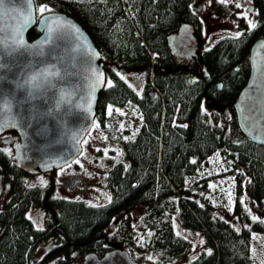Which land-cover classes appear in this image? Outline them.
Returning <instances> with one entry per match:
<instances>
[{
	"label": "trees",
	"instance_id": "obj_1",
	"mask_svg": "<svg viewBox=\"0 0 264 264\" xmlns=\"http://www.w3.org/2000/svg\"><path fill=\"white\" fill-rule=\"evenodd\" d=\"M33 2L67 12L93 38L104 62L105 82L95 104L100 124H105L107 105L127 103L136 107L140 124L120 142L122 158L110 164L105 176L110 198L100 204L54 196L40 185L26 184V173L0 146V177L9 186L0 207V264H48L53 256H58L54 264H78L84 252L101 254L109 244H135L137 260L171 264L188 247V239L173 229L170 213L175 210L183 227L202 231L205 246L178 264H251V235L264 230V224L248 220L237 230L214 215L205 165L217 154L222 172L232 178L235 196L245 194L263 203L264 146L242 134L231 102L248 75L249 46L264 35V0H251L255 27L218 37L200 51L196 73L175 64L166 41L184 20L199 36L201 22L193 0ZM37 34L34 27L27 31L29 39ZM126 71L138 74L137 86L122 76ZM207 101L228 106L230 115L219 121L216 111L204 108ZM199 171L202 178H192L191 186L201 190L200 201L185 186ZM137 203L143 208L140 223L145 229L140 246L128 214L121 216L116 234H104L116 214ZM37 206L44 213L41 226L28 215ZM48 240V250L35 257L38 245Z\"/></svg>",
	"mask_w": 264,
	"mask_h": 264
},
{
	"label": "water",
	"instance_id": "obj_2",
	"mask_svg": "<svg viewBox=\"0 0 264 264\" xmlns=\"http://www.w3.org/2000/svg\"><path fill=\"white\" fill-rule=\"evenodd\" d=\"M31 27L38 34L29 39ZM166 41L173 57L195 56L190 22H180ZM103 66L93 38L67 12L37 13L33 0L0 3V135L8 132L0 141L10 144V158L17 168L26 174L47 172L78 155L105 82ZM248 66L231 107L242 134L264 146V35L251 42ZM50 243L42 249L47 251ZM78 264L153 263L134 259L122 246L109 244L101 254L84 252Z\"/></svg>",
	"mask_w": 264,
	"mask_h": 264
},
{
	"label": "rangeland",
	"instance_id": "obj_3",
	"mask_svg": "<svg viewBox=\"0 0 264 264\" xmlns=\"http://www.w3.org/2000/svg\"><path fill=\"white\" fill-rule=\"evenodd\" d=\"M237 4L240 7H237ZM250 5L251 0H193L192 8L201 22L199 36L194 34L196 53L190 60L174 57L175 64L196 73L200 68V51L208 47L213 40L222 36L239 35L242 31L251 29L252 25H255L254 10L253 8L248 9ZM219 6L220 8L217 9ZM197 7H199L198 10H196ZM41 8L45 11L51 9L49 5L43 4L35 7L36 12L40 13ZM122 76L134 86L139 83L138 74L126 71ZM203 106L207 111H216L219 121L230 115L228 106L219 105L212 101L205 102ZM139 124V114L134 105L130 103L121 106L107 105L104 126L95 118L92 126L80 142V152L70 164L52 173L26 174L25 183L40 185L48 189L54 196L71 199L81 198L96 204L107 202L110 198V191L105 180L106 172L110 164L121 160L120 142L131 137L137 131ZM7 134H1L0 138ZM0 146L11 153L9 143L0 141ZM202 174L201 171L195 173L185 183V186L189 188L190 195L198 201L202 198L201 190L191 186L192 184L195 185L192 178H202ZM205 176L207 181L206 193L212 204L214 215L225 219L237 230L248 220L258 219L264 224V201L259 203L245 194H241L237 198L232 189V178L222 172L221 162L217 154L211 155L206 162ZM8 195L9 186L0 177V207ZM142 213L143 208L137 203L127 211L116 214L109 222V224L113 223V227H105L104 234H116L121 216L128 214L130 224L133 227L132 236L140 246L145 235V229L140 223ZM28 215L37 226L42 225L44 213L41 207L29 208ZM170 216L174 231L188 239L185 254L171 263L178 264L191 259L205 247L204 236L200 230L183 227L178 211H172ZM111 246L116 245L111 244ZM123 248L132 258L138 259L135 244L123 246ZM96 253L98 254V252ZM43 254L44 250L40 244L36 248L35 257L40 258ZM250 254L251 264H264V230L252 232ZM145 260H148L147 257Z\"/></svg>",
	"mask_w": 264,
	"mask_h": 264
},
{
	"label": "flooded vegetation",
	"instance_id": "obj_4",
	"mask_svg": "<svg viewBox=\"0 0 264 264\" xmlns=\"http://www.w3.org/2000/svg\"><path fill=\"white\" fill-rule=\"evenodd\" d=\"M94 120H95V115H94V117H93V122H94ZM93 122H92V124H93ZM92 124H91V126H92ZM90 126V127H91ZM90 129V128H89ZM88 132V131H87ZM86 132V133H87ZM5 133H8V132H5ZM86 135V134H85ZM84 135V136H85ZM73 160H71L70 162H68V163H66V164H64V165H62V166H60V167H58V168H56V169H53V170H50V171H47V172H42V173H52V172H56L58 169H60V168H62V167H64V166H66V165H68V164H70L71 162H72ZM36 174H40V173H36Z\"/></svg>",
	"mask_w": 264,
	"mask_h": 264
},
{
	"label": "snow or ice",
	"instance_id": "obj_5",
	"mask_svg": "<svg viewBox=\"0 0 264 264\" xmlns=\"http://www.w3.org/2000/svg\"><path fill=\"white\" fill-rule=\"evenodd\" d=\"M2 2H3V0H0V3H2ZM236 6H237V7H240L239 4H237ZM40 11L43 12V11H45V9L41 8ZM250 24H251V22H250ZM252 27H255V25H252ZM237 35H238V34H237ZM110 84H111V81H109V85H110ZM121 127H123V126H121ZM126 139H127V138H126Z\"/></svg>",
	"mask_w": 264,
	"mask_h": 264
}]
</instances>
